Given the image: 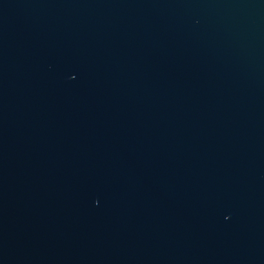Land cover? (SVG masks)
<instances>
[{
    "label": "water",
    "instance_id": "1",
    "mask_svg": "<svg viewBox=\"0 0 264 264\" xmlns=\"http://www.w3.org/2000/svg\"><path fill=\"white\" fill-rule=\"evenodd\" d=\"M0 264H264V0H0Z\"/></svg>",
    "mask_w": 264,
    "mask_h": 264
}]
</instances>
